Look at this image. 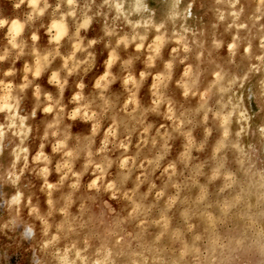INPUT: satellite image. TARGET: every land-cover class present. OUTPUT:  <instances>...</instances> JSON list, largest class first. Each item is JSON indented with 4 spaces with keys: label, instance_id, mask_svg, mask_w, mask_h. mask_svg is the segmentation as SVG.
I'll return each instance as SVG.
<instances>
[{
    "label": "clouds",
    "instance_id": "9594fccd",
    "mask_svg": "<svg viewBox=\"0 0 264 264\" xmlns=\"http://www.w3.org/2000/svg\"><path fill=\"white\" fill-rule=\"evenodd\" d=\"M0 264H264V0H0Z\"/></svg>",
    "mask_w": 264,
    "mask_h": 264
}]
</instances>
